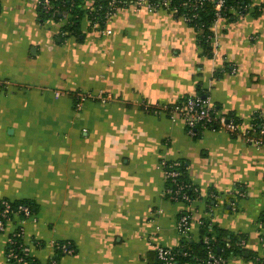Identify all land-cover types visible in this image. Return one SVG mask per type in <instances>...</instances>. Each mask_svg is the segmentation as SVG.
Returning <instances> with one entry per match:
<instances>
[{"label": "crops", "instance_id": "obj_1", "mask_svg": "<svg viewBox=\"0 0 264 264\" xmlns=\"http://www.w3.org/2000/svg\"><path fill=\"white\" fill-rule=\"evenodd\" d=\"M250 3L212 21L206 52L201 31L165 10L123 6L109 35L82 18L62 36L64 20L36 0H0V200L34 203L24 242L37 264L55 256L51 241L74 249L57 264H148L152 246L198 241L204 220L244 239L246 255L223 264H264V146L223 130L190 136L182 119L155 111L201 95L242 127L264 116V0ZM76 90L110 99L76 109ZM161 160L183 162L199 196L167 199ZM14 227L0 231V264H13Z\"/></svg>", "mask_w": 264, "mask_h": 264}, {"label": "built area", "instance_id": "obj_2", "mask_svg": "<svg viewBox=\"0 0 264 264\" xmlns=\"http://www.w3.org/2000/svg\"><path fill=\"white\" fill-rule=\"evenodd\" d=\"M84 0V8L86 9L87 17H84L93 31H97L102 35H109L111 30L106 27L117 9L123 6L133 5L136 10L145 9L148 11L165 10L175 15H178L185 23L189 24L198 17V11L203 5L211 1L213 2L214 18L222 17L226 10L225 0ZM88 2V5H87ZM38 9L44 13L55 15L57 12L61 14L64 23L69 18L68 10L61 6V0H36ZM264 5V3H263ZM181 7L186 10L180 12ZM229 9V8H228ZM227 9V10H228ZM51 16V17H52ZM65 34V32H61ZM210 38V35H207ZM1 85V83H0ZM62 94L60 91L55 92V96ZM74 106L80 109L83 102L88 99L99 100L105 102L110 99V94L98 92L92 93L89 91L76 90L73 92ZM156 112L162 111L168 118H180L184 121L186 131L190 136H196L199 131L205 129L223 130L230 135L240 136L245 142L254 145L255 147L264 146V116L259 113L262 118L257 126L254 122L248 123L246 127L241 126V122L234 117H225L218 113L217 107L210 102L208 97L200 95H192L186 97L179 103L172 105H162L156 107ZM256 113V112H255ZM251 118H254V114ZM160 167L163 171L165 184L163 195L174 202L190 203L196 198L199 192L198 187L186 183L183 179V174L186 167H183L182 162L173 160H161ZM194 186V185H193ZM192 193L195 197H192ZM2 209L0 210V231H4L7 223H14L13 231L8 235L5 246L6 259L13 264H37L30 257L29 245L24 242V225L29 220L34 218L33 212L28 205L19 204L16 208L12 207L10 201H1ZM190 226V219L187 214L181 212L177 220V229L180 234L186 236ZM18 239L22 243H18ZM264 242V240L262 239ZM204 243H208V238L204 237ZM51 246L54 250L61 254H71L74 249L66 242L51 241ZM155 261L148 264H179V257H187V251H175L173 248L162 245L152 246ZM31 258V262H26V259ZM225 258L216 255L208 248L205 257L202 260L197 259L194 264H223ZM50 264H57L56 257L50 259Z\"/></svg>", "mask_w": 264, "mask_h": 264}, {"label": "trees", "instance_id": "obj_3", "mask_svg": "<svg viewBox=\"0 0 264 264\" xmlns=\"http://www.w3.org/2000/svg\"><path fill=\"white\" fill-rule=\"evenodd\" d=\"M102 2L101 0H97L96 3ZM103 2H105L103 0ZM251 0H225L226 10L223 12V14L226 16L228 15V8L234 7L238 11L243 12L251 5ZM61 6L63 9L68 10L69 12V18L66 21V23L63 24L61 32H65V34H62V36L67 35L68 33H72L76 30H78L79 23L82 18L87 17L86 15V9L84 8V0H61ZM264 7V5H262ZM228 9V10H227ZM40 10V9H39ZM186 9L184 7H181L180 12H184ZM41 11V10H40ZM43 15L49 18H53L56 20L62 19L61 14L57 12L55 15L47 14L41 11ZM223 15V16H224ZM52 16V17H51ZM178 16V15H177ZM214 10H213V2L208 1L206 2L202 8L198 11V17L193 20L189 25L194 26L196 29L201 31V34L199 35V43L204 47V50L206 52H209L210 46H209V39L207 38V35H210L209 33V25L212 23L214 18ZM201 96V95H200ZM188 97V96H186ZM186 97L181 99L180 101L176 102L179 103L182 100H184ZM216 106V105H215ZM230 117V116H229ZM234 117V116H231ZM237 121H240L238 118L234 117ZM250 122H254L257 126L260 122H262V118L259 117V113L256 112L254 114V118H251ZM200 132V131H199ZM198 132V133H199ZM198 135V134H197ZM196 135V136H197ZM234 136V135H233ZM183 167H186L185 164L182 162ZM183 179L186 183L192 185V187H195L196 185L192 184L188 178L187 173L183 174ZM167 185V183H165ZM194 185V186H193ZM197 187V186H196ZM199 189V188H198ZM199 192L196 194V197L199 196ZM192 197H195V194L192 193ZM5 199V198H4ZM0 200V210L2 209L1 201ZM8 200V199H5ZM10 201L12 207L16 208L19 204H25L30 207L32 212H34V203L30 200H8ZM201 236L198 241L193 240H185L183 239L181 241V244L179 247L173 248L175 251H187L189 255L187 257H179V264H194L197 259L202 260L206 253L208 248L212 250L216 255H219L226 259V257L230 254H236L241 255L246 252V249L244 248V239L238 238V236H234L232 234L228 235L224 231L217 230L213 231L211 229L210 224L207 221H201ZM204 237L208 238V243H204L203 239ZM18 243H22L21 239H18ZM153 259L149 263H153L155 261V255L154 251H152ZM62 255L61 253H58L55 251V257L58 262V256ZM247 257H250V254L248 253ZM257 259V258H256ZM35 261V260H34ZM26 262H31V258L26 259ZM36 262V261H35ZM264 261H260V263H263Z\"/></svg>", "mask_w": 264, "mask_h": 264}, {"label": "water", "instance_id": "obj_4", "mask_svg": "<svg viewBox=\"0 0 264 264\" xmlns=\"http://www.w3.org/2000/svg\"><path fill=\"white\" fill-rule=\"evenodd\" d=\"M245 255H246V253H245Z\"/></svg>", "mask_w": 264, "mask_h": 264}]
</instances>
